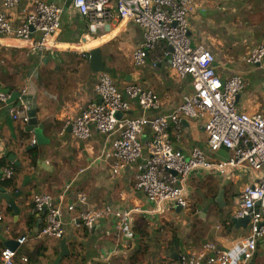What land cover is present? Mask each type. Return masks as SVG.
I'll return each mask as SVG.
<instances>
[{"label": "crops", "instance_id": "0c3cea01", "mask_svg": "<svg viewBox=\"0 0 264 264\" xmlns=\"http://www.w3.org/2000/svg\"><path fill=\"white\" fill-rule=\"evenodd\" d=\"M36 1H44L62 10L61 28L47 49H33L20 41L0 39V89L19 94L11 107L22 102L35 113L42 126L45 142L31 146L34 132L26 125L10 121L0 113V191L14 201V215L8 201L0 192V253L5 243L24 236L27 241L17 247L18 264H54L66 241L69 255L59 264H98L110 255V264H178L183 251H196L212 242L219 249H229L248 235L246 228H236L232 218L242 189L253 184L258 173L244 177L239 168L220 176L215 171L195 172L184 190L186 208L171 206L153 211L144 194L133 188L137 165L124 167L118 176L111 175L113 162L102 155L109 139L92 129L87 140L73 137L70 123L87 104L96 101L95 86L99 73L89 66V51L99 49L104 57V72L113 76L118 89L138 85L152 91L158 98V113L169 114L185 93H190L189 79L179 78L168 60L153 66L149 59L141 67L132 61L133 50L141 44L143 31L132 22L112 23L104 32L88 30V22L71 6V0H21L9 16L18 26ZM188 36L191 46H201L214 57L213 67L221 81L239 76L245 82L236 98L239 112L252 115L264 113V62L246 63L250 51L264 44V0H191ZM112 78V77H111ZM8 95V94H7ZM130 118L142 112L133 104ZM145 127L139 136L143 154L151 137ZM171 128L168 136L174 148L184 155L200 149L213 162L225 161L229 153L207 148V137L199 121L182 122L179 138ZM11 167V180L1 179V168ZM249 170V169H247ZM5 182H9L6 184ZM71 189L60 198L67 185ZM222 191L224 207L215 199ZM48 193L58 204L64 222L59 240L39 236L44 215L33 212L32 195ZM76 193L85 196V203L68 211L67 204L75 202ZM110 207L124 211L139 209L129 224L118 231L114 218L101 219L91 230L83 227L80 214ZM21 257L28 262L21 263ZM0 264L1 261H0ZM249 264H264V241H259Z\"/></svg>", "mask_w": 264, "mask_h": 264}, {"label": "built area", "instance_id": "2783aa9c", "mask_svg": "<svg viewBox=\"0 0 264 264\" xmlns=\"http://www.w3.org/2000/svg\"><path fill=\"white\" fill-rule=\"evenodd\" d=\"M21 0H0V39L17 40L33 49H47L50 41L61 28L62 10L44 1H36L21 23L11 21ZM72 8L88 22V30L97 33L108 31L112 23L132 22L143 31V40L132 52L135 66L141 67L147 59L157 66L166 59L171 69L181 79L188 78L190 93L181 96L179 104L169 114L158 113L160 103L150 90L138 85L118 89L106 72H100L95 86L96 101L85 105L71 121L73 137L87 140L92 129L109 139V145L99 157L113 162L111 175L118 176L127 165H137L133 174V188L144 194L153 211L172 206L186 208L184 190L195 172L215 171L220 176L239 168H247L259 176L253 184L245 186L237 199L233 217L248 218V235L229 249H219L209 242L196 251H183L178 264H249L257 244L264 241V113L244 114L236 108V98L244 89L245 82L239 76L221 81L214 67L213 55L201 46L192 47L188 36L189 16L193 11L191 0H71ZM264 62V44L253 48L246 63L261 65ZM10 96L0 94V113L8 109L13 121L27 124L29 110L20 102L8 108ZM133 104L142 112L130 118ZM116 115H120L119 118ZM192 120L203 124L207 148L211 152L224 150L229 153L225 161L213 162L198 148L184 155L174 148L168 131L172 128L179 135L182 122ZM151 129V137L143 154L139 136L143 129ZM176 135L177 138H179ZM31 146L36 145L33 139ZM14 170L1 168V179L11 180ZM71 186L68 184L60 194L64 199ZM85 203V196L76 193L75 202L67 204L74 211ZM33 212L44 215L39 236L59 240L63 237V212L48 193L32 195ZM139 209L117 211L110 207L103 211L81 213L79 222L91 230L101 219L117 220L118 231L129 224ZM4 219L0 209V222ZM26 237L17 239L19 246ZM2 264H18L16 251L8 248L0 253ZM21 263H27L21 257ZM98 264H110V255H104Z\"/></svg>", "mask_w": 264, "mask_h": 264}, {"label": "water", "instance_id": "95a60500", "mask_svg": "<svg viewBox=\"0 0 264 264\" xmlns=\"http://www.w3.org/2000/svg\"><path fill=\"white\" fill-rule=\"evenodd\" d=\"M88 57H89V66H90L92 71H94L96 73L104 72V70H105L104 57L101 55V52L99 49H93V50L89 51ZM0 94H8L10 96L7 104H12L13 100H16V99L18 100V98L20 97L19 94H10V91L8 89H6V90L0 89ZM10 107H11V105L8 106V108H10ZM5 113L8 115V109H5ZM116 117L119 118L120 115H116ZM9 119H10V121H12L10 117H9ZM26 131L27 132H34L35 138H36V144L37 143L41 144V143L45 142V139L43 138V135L41 132L42 126L37 124L36 115L33 112L29 113V121L26 125ZM126 167H128V165ZM0 192L2 195L5 194L3 189H1ZM3 198L8 201V204L12 208L14 215H16L18 213V210L14 204V201L11 199V197L8 195H4ZM215 201L220 208L224 207V200H223L222 191L219 192ZM232 221H233L236 228H238V227L246 228L248 225L249 219L248 218H244V219L232 218ZM60 245H61V251H60L59 255L57 256L54 264H59V262H61L62 259L68 257V255H69L68 249L66 247V241L62 240ZM5 246H6V248H8L10 250H16L18 247V243H17V241L10 240V241L5 243Z\"/></svg>", "mask_w": 264, "mask_h": 264}, {"label": "rangeland", "instance_id": "374dc122", "mask_svg": "<svg viewBox=\"0 0 264 264\" xmlns=\"http://www.w3.org/2000/svg\"><path fill=\"white\" fill-rule=\"evenodd\" d=\"M133 64H134V63H133ZM136 67H137V66H136ZM111 77H112V79H113V76H111ZM243 170H245V172L242 171L241 173H244V177L247 178V179L250 178V174H253V173H254V172L251 171V170H247V169H243Z\"/></svg>", "mask_w": 264, "mask_h": 264}, {"label": "trees", "instance_id": "16d2710c", "mask_svg": "<svg viewBox=\"0 0 264 264\" xmlns=\"http://www.w3.org/2000/svg\"><path fill=\"white\" fill-rule=\"evenodd\" d=\"M6 184H9V182H5Z\"/></svg>", "mask_w": 264, "mask_h": 264}]
</instances>
